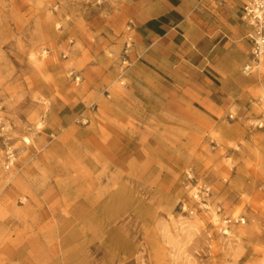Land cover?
Masks as SVG:
<instances>
[{
  "label": "rangeland",
  "instance_id": "1",
  "mask_svg": "<svg viewBox=\"0 0 264 264\" xmlns=\"http://www.w3.org/2000/svg\"><path fill=\"white\" fill-rule=\"evenodd\" d=\"M247 1L0 0V264H264Z\"/></svg>",
  "mask_w": 264,
  "mask_h": 264
},
{
  "label": "built area",
  "instance_id": "2",
  "mask_svg": "<svg viewBox=\"0 0 264 264\" xmlns=\"http://www.w3.org/2000/svg\"><path fill=\"white\" fill-rule=\"evenodd\" d=\"M242 18L249 28L246 39L250 53L243 67L244 73L248 75L259 68L264 56V0H248L243 7Z\"/></svg>",
  "mask_w": 264,
  "mask_h": 264
},
{
  "label": "crops",
  "instance_id": "3",
  "mask_svg": "<svg viewBox=\"0 0 264 264\" xmlns=\"http://www.w3.org/2000/svg\"><path fill=\"white\" fill-rule=\"evenodd\" d=\"M160 17L161 19L158 25H146L144 22H140L141 24L138 23V31L135 39L139 42V45L141 44L140 46L148 48L147 51L138 52L137 55L143 56V59H153L157 64L159 63L163 66V60H166L168 57L163 54V36L166 34L163 30V16ZM150 38H154V42H150ZM169 50L171 51V49ZM214 64L216 63H213V67L215 66Z\"/></svg>",
  "mask_w": 264,
  "mask_h": 264
}]
</instances>
